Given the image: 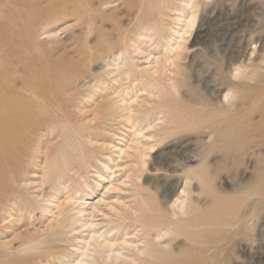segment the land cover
Wrapping results in <instances>:
<instances>
[{
	"label": "rangeland",
	"instance_id": "obj_1",
	"mask_svg": "<svg viewBox=\"0 0 264 264\" xmlns=\"http://www.w3.org/2000/svg\"><path fill=\"white\" fill-rule=\"evenodd\" d=\"M87 6L91 32L83 14L40 37L66 70L7 155L0 262L145 264L174 237L162 261L264 264V0Z\"/></svg>",
	"mask_w": 264,
	"mask_h": 264
},
{
	"label": "bare ground",
	"instance_id": "obj_2",
	"mask_svg": "<svg viewBox=\"0 0 264 264\" xmlns=\"http://www.w3.org/2000/svg\"><path fill=\"white\" fill-rule=\"evenodd\" d=\"M90 2L91 0H0V159L3 160V163H0V204L8 200L13 193H15V191L13 192L15 167L12 163H8L10 161L8 158L9 151H11V147L14 145L17 137L27 132L26 130L34 124L35 118L37 119L38 116L42 117V115H48L45 110H42L40 114H37L35 110L37 108H43L50 98L46 84L60 81L61 74L66 70L65 67L59 65L61 58H55L52 52H47L43 49L44 41H41L40 37L46 35L47 31L44 30L47 29V27L50 28L52 25L54 26V24L62 22L66 16H77V19L82 21L85 15L88 24H86V22H83V24H85L88 31L91 32L92 25L90 24V17L92 16L87 6ZM78 11L80 14L77 13ZM189 18L191 19L188 20L186 27L190 29L194 26L196 17L193 15ZM74 49L82 52L84 50L83 48L76 47H74ZM237 116L238 115H236V117ZM231 122L233 123V120ZM256 128L258 130V127ZM259 129L258 131H260V134L264 137V125ZM230 131L235 133L234 129ZM233 133L230 134L233 135ZM260 147L261 150H264V143ZM259 164V169L263 170L264 159L259 161ZM251 194V196H261V199H263L264 188H257L253 190ZM185 202H182L183 205L181 203L180 209L182 211H185ZM247 209L248 208H246L242 214H239L241 220H239L238 214L231 215L233 218L232 220L235 221L234 223H238V221L247 222L249 217L253 214L252 211ZM181 219L179 218L178 221L180 223H175V221L174 224H181L182 220H184ZM189 219L190 217H188V220ZM169 224L171 223L166 225ZM148 231L150 232V230ZM173 232L174 229L172 234ZM185 235L190 242V237L187 234ZM149 236L147 235V238ZM181 236H183V234ZM233 238L234 234L218 239L214 246L216 254H219V252L221 254L224 251L223 248L225 244H233ZM151 240L153 239L151 238ZM175 240L176 239L173 237L169 240L168 247L164 246V250L168 249L167 252L172 255L173 251L171 248ZM228 245L225 248L226 251L230 249ZM142 250L144 251V249ZM164 250L163 256L165 259ZM210 250L209 247L206 249V251ZM151 251V249L150 251L146 249L143 252V254L153 259L152 261L147 258L144 260L142 259L145 264H175V262L168 261L170 256L167 257L168 260L162 261V258H158L162 256H159L160 253H157L155 250H153L155 252ZM119 259L118 257V260ZM209 263L214 264L211 261H209ZM0 264L7 263L0 262ZM182 264H190V257ZM197 264H208V262Z\"/></svg>",
	"mask_w": 264,
	"mask_h": 264
}]
</instances>
